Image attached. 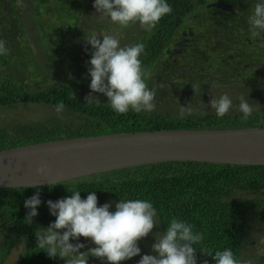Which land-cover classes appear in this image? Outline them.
<instances>
[{
  "label": "trees",
  "instance_id": "obj_1",
  "mask_svg": "<svg viewBox=\"0 0 264 264\" xmlns=\"http://www.w3.org/2000/svg\"><path fill=\"white\" fill-rule=\"evenodd\" d=\"M52 1L39 0L37 3L48 4L52 8ZM182 1L178 3L176 0H167L172 12L163 17L152 32L141 29L143 35L131 42V45H145L140 59L144 69L150 73L146 77L147 84L150 81L156 82L159 77H165L168 85L175 86L176 79L185 77L184 72L167 66L170 62V54L167 51L170 50L173 35L181 27L186 13V0ZM8 3L12 9H17L13 1L9 0ZM24 29L23 13L17 10L14 16H10L5 2L0 0V40L5 41L8 49L14 50L20 42L23 43L21 40L25 37ZM65 35L57 39L59 45H63ZM70 45V51L74 52L70 54L75 57V62L80 55L77 53L80 46L75 41ZM30 55L29 52V57ZM5 56L0 55V110L8 111L33 105L42 106L54 113L50 114L47 120L13 117L0 121V150L54 140L123 132L264 127L263 107L254 109L247 121L242 120L243 114L240 111L229 112L223 118H218L212 111L196 116L186 115L184 118L157 111L135 113L130 110L127 114H118L109 104L100 100L86 103V94L91 90L86 84L72 80L71 70L76 66H67L63 73H58L50 67L37 68V72L44 75V79L35 81L33 77H27L21 71L22 67L14 69ZM197 63L199 62L192 60L184 66L195 73L190 79L197 81L190 85L198 86L196 92L192 87L198 95L190 97L191 101L206 104L207 99L198 101L200 97L208 96V91L205 95L199 84L206 85L205 82L211 79L220 85L247 86L244 79H240L233 72L228 73L227 69L217 68V65L210 66L204 59L199 65ZM20 72L23 76H19ZM153 74H156V77L151 80ZM171 78L172 81L169 80ZM43 85L47 86L37 88ZM256 85H264V78L257 81ZM60 102H63L65 109L58 114L55 107ZM37 191L42 204L38 207V216L30 223L25 220L28 209L24 207V202ZM73 191H81V197L84 199L89 193L95 192L98 206L110 202L118 203L120 200H147L157 210L162 233L173 218L188 222L193 226L194 232L204 236L203 242L194 246L197 248V264H204L205 260L208 264H216L214 253L224 249H231L235 258L243 264L241 256L246 241L248 242L246 232L249 218L254 216L255 228L264 225V165L201 162L142 165L52 185L0 189V256L3 258L1 264L18 241H22L23 254L15 264H66L65 259L51 258L40 249L35 233L38 228H46L56 219L50 214L47 201L68 197ZM81 251L87 250L85 248ZM89 258L92 259V264H106L95 257Z\"/></svg>",
  "mask_w": 264,
  "mask_h": 264
},
{
  "label": "clouds",
  "instance_id": "obj_2",
  "mask_svg": "<svg viewBox=\"0 0 264 264\" xmlns=\"http://www.w3.org/2000/svg\"><path fill=\"white\" fill-rule=\"evenodd\" d=\"M94 8L102 18L121 28H129L139 23L146 32H152L160 20L172 12L167 0H95ZM249 31L253 37L264 33V0H257L248 17ZM92 34L84 38L85 51L91 45V59L88 74L91 77L90 93L85 97L88 104L98 99L95 93L107 97L110 107L118 114L155 111L154 90L149 89L146 77L150 75L140 59L145 51L143 43L121 46L120 40L113 35L104 34L101 39ZM9 49L0 40V55H6ZM196 92L197 85H192ZM239 111L242 120L252 116L254 107L244 96L239 97ZM218 118H223L233 108V102L227 94L219 98L213 97L209 102ZM65 109L63 102L56 105L59 114ZM191 103L181 106L179 115H191ZM47 163L38 169L39 175H48ZM115 203V211H110ZM42 204L39 191L24 202L28 209L25 220L33 221L38 216V207ZM50 214L56 219L46 228H38L35 235L37 246L51 258L60 257L66 264H88L89 257H95L107 264H121L140 255L138 242L153 233L159 226L157 210L147 200L129 199L118 203L110 202L98 206V197L91 192L84 199L81 191H73L72 195L57 201L48 200ZM83 237L94 246L79 243ZM77 241L72 243L71 241ZM204 240L202 233L194 232L188 222L173 218L163 233L156 234L152 251L157 255L145 254L138 264H197V248ZM205 253L204 251H201ZM212 255V253H206ZM213 259L216 264H240L231 249L216 251ZM92 264V263H91ZM204 264H208L205 260Z\"/></svg>",
  "mask_w": 264,
  "mask_h": 264
},
{
  "label": "rangeland",
  "instance_id": "obj_3",
  "mask_svg": "<svg viewBox=\"0 0 264 264\" xmlns=\"http://www.w3.org/2000/svg\"><path fill=\"white\" fill-rule=\"evenodd\" d=\"M38 1L39 0H18L16 2L17 10H20L23 13L25 37H22L21 41H23V43L20 42V45L14 48V50L13 48H10L7 53L9 55H4L8 63L10 62L13 64L14 69L22 67L21 71L27 77H33L35 81L44 79V75L38 73L37 68L50 67L56 69L58 73H63L67 66H76L81 69H76V67L72 68V80L89 86L91 77L88 74V69L90 67L88 62L89 59H91L90 53L92 49L91 45H88V52L85 51V37L95 34L99 36L98 38L102 41V36L104 34H109L116 36L120 40L121 46H126L131 45V42L142 34V28L139 26V23L124 29L119 25L112 23L110 18H102V14L97 13L94 8L95 0H53L52 8L49 7L48 4L42 5L41 3H37ZM64 34H66L64 43L63 45H59L60 42L58 43L57 39H61V36ZM18 40L20 41V38H18ZM72 41L77 42L78 46H80V49L77 52L80 55L75 62H73L75 57L70 54L74 53L70 51V44ZM29 52L32 57L31 55L29 57ZM22 54H24V56H22ZM215 56H219V54H210L209 57L205 59L207 60L208 65H217L218 61ZM62 60L64 61L62 62ZM86 60L88 61L86 62ZM29 61H31V63L27 64ZM186 61L188 63L192 61L190 54L187 56L185 62ZM23 64L25 67H23ZM86 65L88 67L84 68ZM181 68L185 77L176 79L175 86H172L171 84L168 85L165 77H159L156 82L150 81L148 83L149 89L154 90L156 93L154 101L156 104L155 111L168 113L172 116H180V107H187L191 103L193 109L191 116H196L200 113L203 114L204 112L209 111L215 112L211 108L209 102L213 97L219 98L223 94H227L233 102V108L230 112L239 111L240 96H244L255 110H258L260 107L264 108V85H259L257 88H248L237 85L232 86V84L220 85L215 83V81H212V79L206 81V85H202V83L199 84V87L202 88V92H204L205 95L208 91V96L200 97L198 101L202 102L207 99L206 104L202 105L198 102L191 101L189 99L190 97L198 95L190 86L192 83H197V81L190 79L191 75L194 76L195 73H193L188 67L181 66ZM262 68L264 67L261 66L258 69L261 70ZM5 70L7 72L9 71L8 68ZM19 76H23V74L20 72ZM154 77H156V74L152 75L151 80H153ZM258 78H264V69L261 71V75H259ZM169 80L172 81L173 79L171 78ZM45 86L47 85L39 86L37 88L40 89ZM89 93L90 92H88V94ZM88 94H86V96ZM94 95L98 97L96 100L109 104L107 102V97L103 94L95 93ZM53 113L54 112L45 109L42 106H20L14 110H0V121H6L13 117L27 120H47L50 114L53 115ZM115 210V204L112 203L110 211L114 212ZM253 217L254 216H251L248 220V229L246 232V239H248V242L246 241V245L244 246L241 260L243 264H264V225L255 228L256 221ZM158 232H161L162 234L160 225L154 228L153 233L147 238L138 242L141 249L140 255L135 256L130 260L122 261L121 264H138L139 260L145 254L158 256V254L153 253L151 247L155 242L156 234ZM80 241L87 246L86 250L89 247L94 246L89 240H86L83 237L80 238ZM71 242L74 244L77 243L75 240ZM7 258L8 257L4 259L3 264H5ZM2 259L3 258L0 256V264ZM92 262V259L89 258L88 263ZM105 262L106 261L103 263Z\"/></svg>",
  "mask_w": 264,
  "mask_h": 264
},
{
  "label": "water",
  "instance_id": "obj_4",
  "mask_svg": "<svg viewBox=\"0 0 264 264\" xmlns=\"http://www.w3.org/2000/svg\"><path fill=\"white\" fill-rule=\"evenodd\" d=\"M167 162L263 166L264 127L123 132L4 149L0 150V189L46 186ZM44 163L50 172L42 176L37 169ZM22 254L18 241L5 264H15Z\"/></svg>",
  "mask_w": 264,
  "mask_h": 264
},
{
  "label": "flooded vegetation",
  "instance_id": "obj_5",
  "mask_svg": "<svg viewBox=\"0 0 264 264\" xmlns=\"http://www.w3.org/2000/svg\"><path fill=\"white\" fill-rule=\"evenodd\" d=\"M12 1L16 4L18 0ZM256 2L186 0V13L181 27L173 35L170 50L167 51L170 54L167 66L183 73L181 66L187 65L185 60L190 53L191 59L199 62L198 65L203 59L207 61L205 59L210 54L218 53L219 56H215L217 68L227 69L228 73L233 72L244 79L246 87L257 88L256 82L262 79L258 76L264 69H258L264 67V33L253 37L247 22ZM9 11L10 16H14L17 9L11 8Z\"/></svg>",
  "mask_w": 264,
  "mask_h": 264
}]
</instances>
